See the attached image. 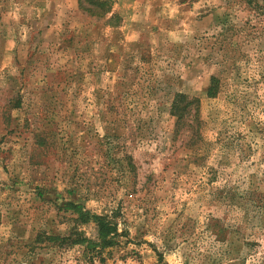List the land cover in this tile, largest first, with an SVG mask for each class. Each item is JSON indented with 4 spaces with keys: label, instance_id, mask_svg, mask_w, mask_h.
I'll return each mask as SVG.
<instances>
[{
    "label": "rangeland",
    "instance_id": "374dc122",
    "mask_svg": "<svg viewBox=\"0 0 264 264\" xmlns=\"http://www.w3.org/2000/svg\"><path fill=\"white\" fill-rule=\"evenodd\" d=\"M150 2L0 0V264H258L264 0Z\"/></svg>",
    "mask_w": 264,
    "mask_h": 264
},
{
    "label": "trees",
    "instance_id": "16d2710c",
    "mask_svg": "<svg viewBox=\"0 0 264 264\" xmlns=\"http://www.w3.org/2000/svg\"><path fill=\"white\" fill-rule=\"evenodd\" d=\"M105 1L106 0H88L89 7H81V8L83 10L88 11V12H93L92 9H94L95 6L101 5V4L103 5ZM214 93H215V79L214 78H210V84L208 85V87L206 89V94L209 95V96H213ZM192 104L194 105V108H192V109H194L193 114H192V116L194 117V116H196V113H197L196 109H198V103H197V101L195 99L192 98ZM181 109L183 111L184 105L181 107ZM70 206L75 208L77 210L78 214L80 213L79 208H78L77 205H70ZM102 226H103V224L99 225L98 227L100 229L105 228V227H102ZM223 231H224V229L220 228L218 234L223 233ZM263 236H264V234H263ZM262 240H263V245L261 246L260 254L258 256V264H264V239H262ZM255 244H256V246L259 245L258 243H250V242L248 243L247 241L244 242V245L248 246L250 249H251V245H255Z\"/></svg>",
    "mask_w": 264,
    "mask_h": 264
},
{
    "label": "crops",
    "instance_id": "0c3cea01",
    "mask_svg": "<svg viewBox=\"0 0 264 264\" xmlns=\"http://www.w3.org/2000/svg\"><path fill=\"white\" fill-rule=\"evenodd\" d=\"M140 2H144L145 4H151L150 0H139Z\"/></svg>",
    "mask_w": 264,
    "mask_h": 264
}]
</instances>
